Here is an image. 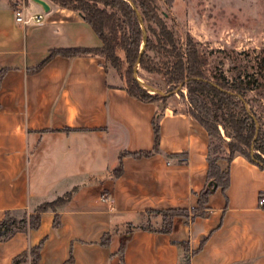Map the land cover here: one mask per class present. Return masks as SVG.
<instances>
[{
	"label": "crops",
	"instance_id": "0c3cea01",
	"mask_svg": "<svg viewBox=\"0 0 264 264\" xmlns=\"http://www.w3.org/2000/svg\"><path fill=\"white\" fill-rule=\"evenodd\" d=\"M44 1L48 12L31 0H0V222L8 211L31 214L72 195L41 213L37 230L0 243V264L40 243L38 264H264V170L242 156L220 162L226 194L215 189L191 214L207 181L205 129L129 96L99 57L56 56L32 73L50 51L101 46L77 13ZM18 4L26 20H42L17 24ZM154 120L158 152L132 157L153 150ZM166 210L189 217L174 218L168 233L137 228L147 213Z\"/></svg>",
	"mask_w": 264,
	"mask_h": 264
},
{
	"label": "trees",
	"instance_id": "16d2710c",
	"mask_svg": "<svg viewBox=\"0 0 264 264\" xmlns=\"http://www.w3.org/2000/svg\"><path fill=\"white\" fill-rule=\"evenodd\" d=\"M46 1L77 13L92 29L101 46L94 49L50 51L46 59L31 70L32 73L38 72L56 56L64 58L92 56L104 61L106 71L109 68L115 70L123 82L121 87L129 96L140 102L158 103L166 107L168 96L159 94L153 87H148L154 91L153 95L147 89L141 88L135 78L136 68L149 75L158 76L169 90L178 86L180 90H186L187 106L184 113L202 126L209 137L207 181L198 196V207L193 209L191 214L200 215L214 186L226 194L229 173L221 170L220 162L230 163L234 157L242 156L264 170V135L261 132L257 133L252 115L244 102L247 93L255 90L253 83L243 80L229 82L225 77L215 74L210 77L208 54L199 50L188 33L179 32L167 24L168 15L160 9L157 0ZM164 3L170 7L168 1ZM260 75H264V70L260 71ZM180 90L179 94L183 97ZM152 128L153 150L132 154V157H150L158 152L160 130L155 120ZM220 128L224 136L221 135ZM125 155L128 154H122ZM121 173L120 163L113 170L112 177L118 178ZM71 195L72 192L66 193L51 202H44L31 214L27 211L6 212L0 222V243L7 242L18 233L37 230L40 226V214L47 211L56 212ZM188 217L189 212L186 210L150 212L144 215L143 219L160 220L158 221L160 226L152 228L141 222L137 228L168 233L174 218ZM58 224L56 215L53 228H57ZM108 240L109 235L104 236L102 244L106 245ZM41 247L42 243L29 252L22 253L12 264H21L28 258L31 264H38ZM184 264H189V261L186 259Z\"/></svg>",
	"mask_w": 264,
	"mask_h": 264
},
{
	"label": "rangeland",
	"instance_id": "374dc122",
	"mask_svg": "<svg viewBox=\"0 0 264 264\" xmlns=\"http://www.w3.org/2000/svg\"><path fill=\"white\" fill-rule=\"evenodd\" d=\"M22 1V0H21ZM168 1L170 7L164 2ZM160 9L167 13V24L179 32L188 33L199 50L208 54V75L225 77L229 82H252L254 91L244 100L252 115L257 133L264 135V0H157ZM135 78L141 88L154 94L167 95L166 106L184 112L187 92L180 87L169 90L161 79L136 68ZM120 85L118 73L109 68ZM179 90L183 93L180 96ZM168 91V93H166ZM221 135L224 136L220 128ZM149 220V219H148ZM147 218L144 225L159 227L160 220Z\"/></svg>",
	"mask_w": 264,
	"mask_h": 264
},
{
	"label": "built area",
	"instance_id": "2783aa9c",
	"mask_svg": "<svg viewBox=\"0 0 264 264\" xmlns=\"http://www.w3.org/2000/svg\"><path fill=\"white\" fill-rule=\"evenodd\" d=\"M24 12H25V9H24L23 5L22 4H18V6L16 7V9L14 11V18H15V22L17 24H26L29 21H33L35 23H39L42 20V16L41 15L32 16L29 20H26L24 18ZM101 200L102 201H108L109 200L108 195L103 194L101 196ZM259 206L261 208H264V195L260 196V198H259Z\"/></svg>",
	"mask_w": 264,
	"mask_h": 264
},
{
	"label": "water",
	"instance_id": "95a60500",
	"mask_svg": "<svg viewBox=\"0 0 264 264\" xmlns=\"http://www.w3.org/2000/svg\"><path fill=\"white\" fill-rule=\"evenodd\" d=\"M31 1L36 3L37 5H39L44 12H48L49 11V6L44 0H31ZM143 44H144V42H143ZM142 49H143V46H142ZM215 189H216V187L214 186L212 191H214Z\"/></svg>",
	"mask_w": 264,
	"mask_h": 264
}]
</instances>
